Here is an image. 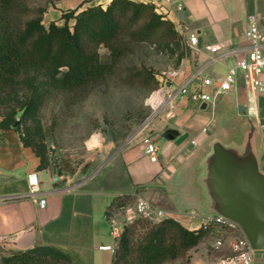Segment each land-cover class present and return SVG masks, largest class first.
Masks as SVG:
<instances>
[{"label":"crops","instance_id":"1","mask_svg":"<svg viewBox=\"0 0 264 264\" xmlns=\"http://www.w3.org/2000/svg\"><path fill=\"white\" fill-rule=\"evenodd\" d=\"M110 0H62L56 8L47 10V21L62 23V11L101 5ZM152 3L156 10L170 19L187 39L194 33L196 45L191 56L182 60L179 75L169 87L176 93L183 82L192 77L186 93H176L158 112L150 131L159 147L158 158L151 161L143 153V146L120 151V163L124 176L115 180L103 168L85 179L59 175L48 169H40L39 158L26 147L14 129L0 130V254L15 252L14 242L27 231L34 232V245H53L70 254L77 264H111L112 250H101L104 245L115 247L111 234L110 218L106 210L115 196L131 193L143 186L154 205L187 228H198L209 216L205 213L207 198L199 183L200 164L209 151L211 141L224 135L221 119L215 117V108L222 107L219 96L214 112L189 98L190 92H210L211 86L202 85L203 78L211 79L213 86L232 65L235 58L243 56L250 48L245 32L252 26L249 16L258 18V29L264 37V0H135ZM178 5L182 8L177 9ZM212 47L216 51H211ZM229 51L230 55H224ZM243 85L238 78L236 90ZM239 96L236 103L248 102ZM237 112V109H236ZM264 94L259 95L247 108L248 120L238 119L237 124L227 127V141L242 144L252 129V140L259 163L263 169ZM165 128L175 130L172 140L162 139ZM205 128V131L202 129ZM162 139V141H159ZM195 140L193 147L190 143ZM113 161V160H112ZM264 170V169H263ZM36 171L41 182L43 208L28 197V175ZM125 212L119 210L113 219L122 229ZM253 264H264V251H255Z\"/></svg>","mask_w":264,"mask_h":264},{"label":"trees","instance_id":"2","mask_svg":"<svg viewBox=\"0 0 264 264\" xmlns=\"http://www.w3.org/2000/svg\"><path fill=\"white\" fill-rule=\"evenodd\" d=\"M45 12L44 6L31 7L26 0H0V130H16L23 145L39 158L40 169L49 166L38 116L46 100L105 79L136 43H152L157 50L174 56L175 69L191 56L184 35L152 3L110 0L105 7L83 8L80 4L62 11L60 24L51 20L45 25ZM100 46L108 50L110 62H101ZM134 200L130 193L115 196L106 215L110 218ZM139 226L145 231L136 233ZM217 227L216 223H203L187 228L172 217L158 221L137 217L123 225L111 264L176 260ZM0 264L77 263L65 251L41 244L2 255Z\"/></svg>","mask_w":264,"mask_h":264},{"label":"rangeland","instance_id":"3","mask_svg":"<svg viewBox=\"0 0 264 264\" xmlns=\"http://www.w3.org/2000/svg\"><path fill=\"white\" fill-rule=\"evenodd\" d=\"M61 1L26 0V3L52 11ZM42 22L49 23L45 13ZM98 52L101 62H110L104 46H100ZM174 62V56L157 50L154 44L136 43L105 79L84 90L58 93L46 100L38 115L49 158L46 169L76 180L93 176L102 168L115 180L124 176L120 151L140 147L141 137L153 127L158 112L166 103L157 105L152 97L159 92L160 98H156L159 101L170 93L171 83L163 81L161 76L162 72L173 68ZM239 96L244 100L248 97L244 83L240 90L223 96L222 107L215 108V117L224 123V135H219L224 141L229 139L227 127L237 124L238 119H249L248 115L236 112ZM146 122L149 123L147 127ZM139 190L143 198L153 203L149 193H143V186ZM133 204L134 201L128 205ZM137 228L136 233L146 229ZM239 237V231L217 227L183 257L164 264H221L222 259L236 254L232 244Z\"/></svg>","mask_w":264,"mask_h":264},{"label":"water","instance_id":"4","mask_svg":"<svg viewBox=\"0 0 264 264\" xmlns=\"http://www.w3.org/2000/svg\"><path fill=\"white\" fill-rule=\"evenodd\" d=\"M206 103L200 104L205 109ZM248 105L240 103L238 114H246ZM18 121L13 124L17 126ZM242 144L215 137L201 161L199 183L207 198L205 213L222 216L238 225L251 249L264 251V170L252 140V129ZM175 130L165 128L159 137L172 140ZM53 177V182L59 179ZM15 252L34 246V232L27 231L15 239Z\"/></svg>","mask_w":264,"mask_h":264},{"label":"built area","instance_id":"5","mask_svg":"<svg viewBox=\"0 0 264 264\" xmlns=\"http://www.w3.org/2000/svg\"><path fill=\"white\" fill-rule=\"evenodd\" d=\"M181 8L182 7L178 5L177 9L180 10ZM249 20L253 24L245 32V36L251 41L250 48L247 50V52L243 56L234 59V62L228 68L227 72L221 78L217 79L214 86L211 79H202V85L212 87L210 92L195 90L189 94V98L193 101H196L198 104L205 102L206 107L210 108L212 113L214 112L215 103L219 96L236 90L238 78L240 76H242L243 83L246 85L248 93V106L255 100L257 96L264 94V37L260 33L257 26L259 21L258 18L255 15H251L249 16ZM186 41L189 47L193 48L196 45L197 36L194 33H191L188 35ZM210 50L215 52L216 48L212 47ZM223 54L229 56L230 52L224 51ZM178 75L179 69L172 68L169 71L162 72L161 79L165 82L169 81L172 84ZM191 79L192 77L186 79L178 88L177 92L183 94L186 93V86L191 82ZM176 93H169L164 99V102L166 103L173 99ZM260 117L262 120V126L264 127V114H262ZM148 124L149 123L146 122L145 127H147ZM202 130L205 131V128ZM157 136H159V134H157ZM190 143L193 147L196 145L195 140H191ZM141 145L143 146V153L147 155L151 161H156L160 149L155 143V136L152 131H147V133L141 137ZM139 191V187H137L130 193L135 197L133 205H126L125 207L121 208V210L125 212V218L123 220L122 227L125 223L137 217H143L151 221H158L166 217V213L162 209L156 207L153 203L143 198ZM27 195L32 200V202L37 204L39 207L43 208L45 206L46 200L42 196L41 182L36 171H33L28 175ZM110 223L111 234L116 245L121 230L119 225L113 219V215L110 217ZM203 223H216L221 228L236 230L240 233L238 240L234 241L232 244V248L236 254L234 256L222 259L221 264H253L254 252L256 250L250 248L246 238L236 223L218 215L206 216ZM218 244L220 245L221 242H218ZM114 248L109 245L99 247L101 250L112 251Z\"/></svg>","mask_w":264,"mask_h":264},{"label":"bare ground","instance_id":"6","mask_svg":"<svg viewBox=\"0 0 264 264\" xmlns=\"http://www.w3.org/2000/svg\"><path fill=\"white\" fill-rule=\"evenodd\" d=\"M157 97H159L160 98V93L159 92H156L154 95H153V100L156 102V104H162L165 100H164V98L163 99H160L159 101H158V99L156 100V98Z\"/></svg>","mask_w":264,"mask_h":264}]
</instances>
